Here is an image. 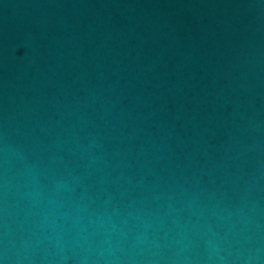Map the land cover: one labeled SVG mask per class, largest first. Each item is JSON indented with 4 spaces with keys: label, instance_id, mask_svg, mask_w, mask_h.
Masks as SVG:
<instances>
[{
    "label": "water",
    "instance_id": "obj_1",
    "mask_svg": "<svg viewBox=\"0 0 264 264\" xmlns=\"http://www.w3.org/2000/svg\"><path fill=\"white\" fill-rule=\"evenodd\" d=\"M0 264H264V0H0Z\"/></svg>",
    "mask_w": 264,
    "mask_h": 264
}]
</instances>
